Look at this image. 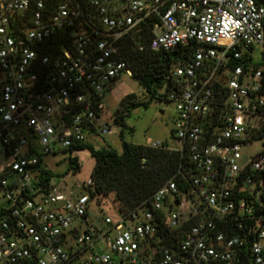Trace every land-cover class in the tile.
<instances>
[{"label": "built area", "instance_id": "1", "mask_svg": "<svg viewBox=\"0 0 264 264\" xmlns=\"http://www.w3.org/2000/svg\"><path fill=\"white\" fill-rule=\"evenodd\" d=\"M148 20L152 51L191 43L166 97L184 162L151 208L95 224V201L44 160L112 133L102 99L132 76L121 44ZM263 129L264 3L0 0V264H264V146L242 162Z\"/></svg>", "mask_w": 264, "mask_h": 264}, {"label": "trees", "instance_id": "2", "mask_svg": "<svg viewBox=\"0 0 264 264\" xmlns=\"http://www.w3.org/2000/svg\"><path fill=\"white\" fill-rule=\"evenodd\" d=\"M257 1L264 3V0ZM151 28L152 20H148L142 24L139 34H128L121 44L120 56L130 69L131 77L150 98L144 102L137 100L134 95L128 96L113 117L114 123L121 127H125L124 118L129 114L130 107H147L155 98L167 101L172 83L171 70L178 58H187L186 53L191 46L190 43L173 51H152L148 46L152 36ZM236 63L238 62L231 64ZM262 136L264 131L261 130L257 131L254 137L258 139ZM77 150H88L95 161L90 175L91 184H84V192H87L97 205H101L103 200L113 195L118 213H126L139 205L151 208L150 202L154 193L177 173L184 162L181 154L170 151L166 144L153 148L151 145L127 142L123 137L121 153L111 148H95L89 143ZM77 150H67V158L64 159L68 162L69 170L74 172L80 170V163L73 156ZM40 162L41 160L37 165L41 170L40 178L47 181L54 174L44 169ZM177 183L180 190L185 186L180 180Z\"/></svg>", "mask_w": 264, "mask_h": 264}, {"label": "rangeland", "instance_id": "3", "mask_svg": "<svg viewBox=\"0 0 264 264\" xmlns=\"http://www.w3.org/2000/svg\"><path fill=\"white\" fill-rule=\"evenodd\" d=\"M262 51L261 46L254 48L253 60L255 62L261 61ZM130 95H134L137 100L144 102L150 99L134 78L123 73L104 94L102 102L105 108L97 118V124L99 126L109 125L112 133L103 138L96 134H88V143L95 148H111L118 153L122 151V137L125 141L138 145H150L153 142L161 141L170 147L179 148L180 141L170 135L176 117V108L172 102L155 98L150 101L147 107H130L129 114L124 118L125 127L114 123V114ZM262 146H264V136L244 146L242 162L259 152ZM73 156L80 163L78 172L69 170L67 160H63L61 155L60 157H45L44 162L54 174L59 176L57 177L59 183L65 184L68 189L84 193V184L90 179L95 161L88 150L74 152ZM101 209L102 212L95 202L91 204L90 216L95 224H99L104 214L110 215L112 218L118 217L113 195L101 202Z\"/></svg>", "mask_w": 264, "mask_h": 264}]
</instances>
